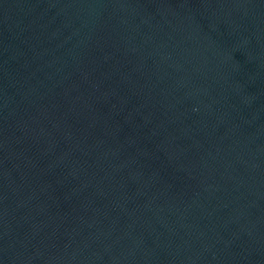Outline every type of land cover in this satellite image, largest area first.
Instances as JSON below:
<instances>
[{"label": "water", "instance_id": "1", "mask_svg": "<svg viewBox=\"0 0 264 264\" xmlns=\"http://www.w3.org/2000/svg\"><path fill=\"white\" fill-rule=\"evenodd\" d=\"M0 264H264V0H0Z\"/></svg>", "mask_w": 264, "mask_h": 264}]
</instances>
